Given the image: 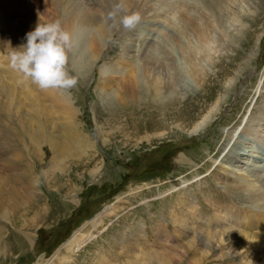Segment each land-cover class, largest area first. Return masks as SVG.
<instances>
[{
    "label": "rangeland",
    "instance_id": "rangeland-1",
    "mask_svg": "<svg viewBox=\"0 0 264 264\" xmlns=\"http://www.w3.org/2000/svg\"><path fill=\"white\" fill-rule=\"evenodd\" d=\"M18 4L14 15L0 13V264H143L165 246L174 253L166 264H264L248 247H231L227 231L243 229L236 216L230 227L211 222L225 240L213 241L214 252L190 236L210 223L211 202L222 213L234 207L229 216L245 213L255 227L248 235L264 233L250 203L214 181L240 167L252 177L264 166V0H129L119 9L97 0L107 14L96 18L90 5L87 30L77 33L54 1ZM144 5L138 25L125 29L121 13ZM57 21L76 40L68 68L78 84L70 92L41 90L9 66L29 32ZM95 35L99 54L90 47ZM199 38L209 55L193 52ZM155 78L163 82L157 100ZM218 101L220 111L195 131ZM125 243L134 258L124 255ZM181 243L187 249L175 248ZM232 249L241 254L222 255Z\"/></svg>",
    "mask_w": 264,
    "mask_h": 264
},
{
    "label": "bare ground",
    "instance_id": "bare-ground-1",
    "mask_svg": "<svg viewBox=\"0 0 264 264\" xmlns=\"http://www.w3.org/2000/svg\"><path fill=\"white\" fill-rule=\"evenodd\" d=\"M17 1H19V0H0V13H2V14H4V15H7V16H10V15H14V13L16 12V11H18V9H22L23 10V6H25V8H27L26 7V3L25 4H23V6H20L19 4V6H20V8L19 7H17L18 5H16V2ZM29 2L30 1H32L33 2V4H39V3H45V4H47V5H52L51 4V1H54V2H56L57 4H59V5H61L63 8H64V11H65V15L66 16H68L67 17V19H66V21H68L69 19L71 20L70 21V23H65L66 24V28H69V29H74V27L76 28L75 29V33H77L78 31H86L87 30V28H86V24L84 23V21L85 22H87L88 20H87V11H88V8H89V11H90V5H96V8L94 7V6H91L92 8H95L96 10H99L100 12L98 13V12H94L93 10V14L96 16V18H97V14H98V16L99 15H105V14H107V12H105L103 9H104V6L103 5H98L97 4V0H28ZM105 2H109V3H111L112 4V6H114V7H118L119 6V4L120 3H124V2H128L129 0H104ZM147 1H151V0H147ZM153 1V0H152ZM163 1V0H162ZM165 1V0H164ZM77 2H80L81 3V5H78V4H76ZM163 3V2H162ZM168 3V2H167ZM22 4V3H21ZM165 4V3H164ZM177 5V4H176ZM184 5V4H183ZM125 6V5H124ZM165 6H166V4H165ZM167 6H168V4H167ZM67 8H68V10H67ZM120 8V7H119ZM118 8V9H119ZM145 8V5L144 6H141V7H139V8H137V9H134V10H129V12H128V15H131V13L132 14H137V13H139V12H141L143 9ZM172 9V8H171ZM21 10V11H22ZM26 10V9H25ZM195 10V9H194ZM145 11V10H144ZM21 13V12H20ZM23 13H25L26 14V12H23ZM63 13V12H62ZM144 13V12H143ZM146 13V12H145ZM89 14V13H88ZM183 14V13H182ZM196 14V13H195ZM64 15V16H65ZM121 15H122V18H123V16L125 15L124 13H121ZM199 16V15H198ZM89 17V16H88ZM114 17H116V16H114ZM185 19V18H184ZM194 20V19H193ZM190 22H192V21H190ZM194 22V21H193ZM11 25H13V24H8L7 26H5V24L3 25V27L4 28H6V29H8V28H11ZM192 25V24H191ZM196 25V24H195ZM65 26V25H64ZM14 27L16 28V29H18V26L15 24L14 25ZM191 27V26H190ZM204 27V26H203ZM105 28V27H104ZM194 28V27H193ZM206 27H204V29H205ZM92 29V28H91ZM105 29H107V28H105ZM190 29V28H189ZM196 29V28H195ZM204 29H202V32H201V34H203L204 35V33H205V30ZM207 29V28H206ZM192 31H194V30H192ZM195 32V31H194ZM74 33V32H73ZM197 34H199V33H197ZM77 35V34H76ZM90 35V34H89ZM196 36V35H195ZM200 35H198V37H199ZM85 37V36H84ZM83 37V38H84ZM89 37H91V36H89ZM94 40L92 41V43L90 44V47H91V50H92V52H93V54H96V53H98L99 54V52L97 51V49H96V47H98V45H99V43H100V40L98 39V38H96V35L94 36ZM10 40H11V42H14V41H16L17 39H20V37H16V38H9ZM93 39V38H92ZM200 39V38H199ZM88 40H89V38H88ZM208 40V39H207ZM211 40V39H210ZM200 42H201V46H199V47H192L193 49H194V51L193 52H195L196 54L198 53V54H200L201 52V54H205L206 53V49H204V46H203V43H202V41H201V39H200ZM16 44V43H15ZM86 44V43H85ZM93 44V45H92ZM101 44V43H100ZM78 45V44H77ZM76 46V45H75ZM206 46V45H205ZM79 47V46H78ZM191 47V46H190ZM15 48V47H14ZM75 48V47H74ZM196 48V49H195ZM76 49H78V48H76ZM80 49V48H79ZM188 50H189V48H188ZM86 51V50H85ZM192 51V50H191ZM200 52V53H199ZM82 53V52H81ZM86 53V52H85ZM170 53V52H169ZM77 54V53H76ZM75 54V55H76ZM200 54V55H201ZM74 55V54H73ZM74 55V56H75ZM87 55V54H86ZM84 56V57H87V56ZM193 55V54H192ZM205 55H209V54H205ZM198 56V55H197ZM76 57H80V55L78 54V56H76ZM89 57V56H88ZM183 57V56H182ZM79 59V58H78ZM83 59V58H82ZM87 59V58H86ZM193 60V59H192ZM88 63V62H87ZM82 64V63H81ZM81 64H78V66H77V69L79 70V72L80 71H82V69H80V66H81ZM83 65V64H82ZM85 65V64H84ZM83 65V66H84ZM83 66H82V68H83ZM188 66H189V64H188ZM191 66V65H190ZM85 67V66H84ZM192 67V66H191ZM189 68V67H188ZM194 70H196V71H194V72H191V74H194V76H200V74H202L203 75V72H202V70H200V69H197L196 68V66L194 65L193 67H192ZM84 69V68H83ZM84 71V70H83ZM155 72V71H154ZM147 73V72H146ZM145 73V74H146ZM200 73V74H199ZM159 74V73H158ZM11 75V78H13L14 80H15V78H14V75L12 76V73L10 74ZM137 75L138 74H136V77H137ZM157 75V74H156ZM135 76V75H134ZM139 76V75H138ZM141 76V75H140ZM16 77H17V74H16ZM86 77V76H85ZM130 77V76H129ZM142 77V76H141ZM140 78V77H139ZM149 78H151V77H149ZM127 79V78H126ZM130 79V78H129ZM128 79V80H129ZM138 79V78H137ZM141 79V78H140ZM149 80V79H148ZM153 80V79H152ZM141 81H142V79H141ZM173 81V80H172ZM133 82H134V80H133ZM149 82H150V80H149ZM114 83V82H113ZM138 83V82H137ZM163 83V82H162ZM162 83H161V81H160V79L159 78H155V82H154V86L153 87H151V88H155L156 90V92L154 91V93H153V99H159L160 98V94H162L161 93V89H162ZM152 85V84H151ZM142 86V85H141ZM145 87V86H144ZM6 89V87H1V89ZM124 89H133V86L131 85V82H128V83H126L125 85H124ZM140 89H141V87H140ZM148 89V88H147ZM150 91V90H149ZM128 92V91H127ZM130 92V91H129ZM142 92H143V90H142ZM132 93V92H131ZM144 94V93H143ZM146 95V94H145ZM231 95V94H230ZM174 96V95H173ZM263 96V95H262ZM261 96V97H262ZM131 97V96H130ZM129 97V98H130ZM175 97V96H174ZM31 97H29V99H30ZM162 98V97H161ZM160 98V99H161ZM176 98V97H175ZM31 99H33V98H31ZM124 99V98H123ZM147 99V98H146ZM260 99V98H259ZM35 100V99H34ZM135 100V99H134ZM128 101V100H127ZM136 101V100H135ZM178 101V100H177ZM67 102V101H66ZM122 102V104L125 106V104H126V100L124 99V100H122L121 101ZM174 103V102H173ZM153 104V103H152ZM163 106V105H162ZM223 106H224V104H223ZM161 108V107H160ZM220 109H221V101H218V103H217V105L214 107V110L211 108V110L209 109L208 110V112H207V115H204V117H203V122H202V124L200 123L198 126H196L195 127V131H197L198 129H202L203 127H204V125L206 124V123H208V122H211V121H209V119L211 118V116L210 117H208V115H211L210 113H214V112H218V111H220ZM252 112V111H251ZM197 115V114H196ZM214 115H216V114H214ZM213 115V116H214ZM252 115V114H251ZM200 117V116H199ZM201 122V121H200ZM251 130V129H250ZM254 133H256L255 131H253L252 133H250V134H254ZM235 135L233 134V137H234ZM68 138V137H67ZM77 138V137H76ZM227 140V139H226ZM79 141V140H78ZM262 142H264V140H261ZM66 143V142H65ZM68 143V142H67ZM80 143V142H79ZM239 153V152H238ZM242 153V152H241ZM217 154V153H216ZM216 154L214 155V156H216ZM230 154H231V152L229 151V152H227V154L225 155V157H227L228 159H230L231 158V156H230ZM224 157V158H225ZM237 157H234V161H236V162H238L240 159H236ZM241 158V157H240ZM211 162V161H210ZM245 162V161H244ZM214 163H216L215 161H214ZM246 164V163H245ZM247 165V164H246ZM239 167V166H238ZM241 169H239V170H235L234 172H231L230 173V175L229 174H223L224 175V177L223 178H221V177H215V179H214V181L218 184V185H221L222 187H220V188H222L223 189V191H225V192H227V193H229V194H234V195H236V196H242V197H244L246 200L245 201H247V202H249L250 203V209H252L251 211H255L256 212V214H255V216L258 218V217H262V220L260 221V224H261V226H264V166H261V165H259L257 168H258V170H256L255 172L257 173H252L251 174V176L253 177H250V176H248L247 175V173H245V170H244V168L243 167H240ZM224 169H228V168H224ZM253 169V168H252ZM254 169H255V167H254ZM253 169V170H254ZM224 171V170H223ZM233 171V170H232ZM246 171H247V169H246ZM242 173H244V174H242ZM248 173H251V170H249L248 171ZM232 175H234V176H238L236 179H234V181H231L230 180V178H232L233 176ZM200 179L199 178H195L194 179V181L192 180L191 182H189V181H187L188 182V184H185L184 185V187H187L188 185H193L192 183H196V182H198ZM186 182V183H187ZM171 193H173V192H171ZM175 193V192H174ZM173 193V194H174ZM169 194H170V192H169ZM165 195L164 197H166V196H170V195ZM231 196H233V195H231ZM163 197V198H164ZM207 198V197H206ZM209 199V198H208ZM207 199V200H208ZM184 202V201H183ZM211 203H213V204H211ZM210 203V207L213 209V211L215 212L214 214H213V218H211V219H209V220H207V221H210V223L209 224H207V225H204L203 227L204 228H201V231H202V235L200 236V235H198L197 236V234H195V232H193L192 233V235H190V236H192L193 238V240L196 242V243H203V244H206L204 247H203V249H205V252H207V254L209 253V252H214L213 251V249H214V247H213V245H214V242L213 241H215L216 243H217V241L218 240H220L222 243L223 242H225V240L223 239V234H218V233H216L215 231H213L211 228H212V226H211V222L213 221V220H215V222L216 221H220V223H221V221H222V224L223 223H227L228 224V226L230 227V226H232V225H230V221H232V220H230L229 218L230 217H232V216H236L237 218H238V220L237 221H233V222H235V224H241L242 225V230H237V229H235L234 227L232 228V227H230V229L227 231L228 232V235H229V239H227L228 241H231V247H235V248H238L237 250H239V251H241V250H243L244 248H247L246 249V251H248V249L249 250H251V252H249L248 254H251L249 257H252V258H254V259H251V260H260V259H258L257 257H261L262 259H264V233L263 234H261V233H257V234H253V235H248L247 234V232L248 231H246V230H251V229H253V228H255L252 224H251V220L246 216V214L245 213H243V212H239V211H235L234 212V214L233 215H230L229 216V211H233V208L234 207H229L228 209H226L223 213L220 211V207L217 205V203L216 202H211ZM207 204H208V202H207ZM185 205H183L182 207H184ZM221 208H223V207H221ZM236 208V207H235ZM183 211V210H182ZM231 213V212H230ZM178 215V214H177ZM239 216V217H238ZM194 217V216H193ZM252 217V216H251ZM188 218V217H187ZM180 219H182V218H180ZM184 219V218H183ZM254 219V218H253ZM240 222V223H239ZM166 223V222H165ZM186 222L185 221H181V224H182V228L184 229V231L182 232L183 234H185V232L187 231L186 229L187 228H189V225H187V224H185ZM217 223V222H216ZM159 224V223H158ZM199 224H200V222H199ZM198 224V225H199ZM164 225V224H163ZM158 226V225H157ZM162 226V225H161ZM224 227H226V226H224ZM223 227V228H224ZM238 227V226H237ZM260 227V226H259ZM160 228V227H159ZM164 228V227H163ZM222 228V229H223ZM161 229V228H160ZM156 230V229H155ZM158 231H159V229H158ZM156 232H157V230H156ZM155 232V233H156ZM177 232V231H176ZM155 233H154V236H155ZM160 233V232H159ZM179 232H177L176 234H178ZM157 234V233H156ZM182 234V235H183ZM179 235V234H178ZM156 237H157V235H156ZM159 237V236H158ZM158 237L156 238V239H158ZM160 237H161V235H160ZM164 237H166V236H164ZM178 237H180V235L178 236ZM199 237H201V238H199ZM168 239V238H167ZM89 240V239H88ZM87 240V241H88ZM161 240V239H160ZM84 241V240H83ZM83 241L82 242H79V244H75V247L72 249V251L75 253V252H79L80 251V249H79V247L80 246H83ZM86 241V242H87ZM85 242V243H86ZM164 242H167V243H169L167 240L166 241H164ZM126 244V243H125ZM124 244V245H125ZM177 245V244H176ZM175 245V246H176ZM216 245V244H215ZM139 247V246H138ZM218 247H219V249L221 248L222 250H223V248H222V245H218ZM121 249H122V251H123V253H124V255H126V258L128 259H130V258H134L133 256H130V254H129V251L131 250L130 248H131V246H129L128 244H126V246H123V247H120ZM177 250H179V249H181V248H184V249H187V247L186 246H184L182 243H181V245L179 246V247H175ZM124 249V250H123ZM142 249V248H141ZM256 249H259L258 251L256 250ZM231 251L232 252H234V256H236V255H240L241 253H239V252H237V251H235V250H229V251H227V252H225V251H223V254L222 255H226V254H230L231 253ZM153 252V251H152ZM185 252V251H184ZM139 253H141V252H139ZM150 253V252H149ZM153 253H155V252H153ZM185 253H187V252H185ZM144 254H146V253H144ZM144 254H142L143 256H144ZM172 254H174L170 249H168L166 246H165V249H164V251L162 252V253H159V255H161L160 257H158L157 259H156V261L155 262H150V261H148V263H146V262H144L143 261V259H142V262H143V264H166L165 262H164V258H169ZM148 256V255H147ZM203 258H205V257H203ZM246 258H248V257H246ZM64 260V259H63ZM138 260L140 261V258L138 257ZM202 260H204V259H202ZM250 260V261H251ZM67 261V260H66ZM138 261V262H139ZM263 261V260H262ZM202 263H204V262H202ZM259 264V263H258Z\"/></svg>",
    "mask_w": 264,
    "mask_h": 264
},
{
    "label": "clouds",
    "instance_id": "clouds-1",
    "mask_svg": "<svg viewBox=\"0 0 264 264\" xmlns=\"http://www.w3.org/2000/svg\"><path fill=\"white\" fill-rule=\"evenodd\" d=\"M120 6H118L119 8ZM140 22L138 14L124 15L120 23L127 30ZM27 43L10 56V68L30 80L39 89L70 92L78 84L76 76L69 72V53L76 45L73 34L60 22L39 23L26 35Z\"/></svg>",
    "mask_w": 264,
    "mask_h": 264
}]
</instances>
